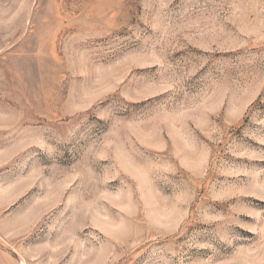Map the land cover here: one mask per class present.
Returning <instances> with one entry per match:
<instances>
[{
	"label": "rangeland",
	"instance_id": "obj_1",
	"mask_svg": "<svg viewBox=\"0 0 264 264\" xmlns=\"http://www.w3.org/2000/svg\"><path fill=\"white\" fill-rule=\"evenodd\" d=\"M0 264H264V0H0Z\"/></svg>",
	"mask_w": 264,
	"mask_h": 264
}]
</instances>
